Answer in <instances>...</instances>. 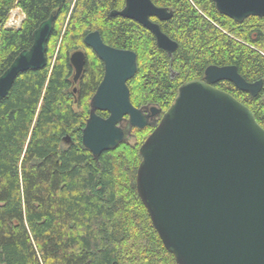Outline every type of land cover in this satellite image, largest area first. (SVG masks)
<instances>
[{"label": "trees", "instance_id": "obj_1", "mask_svg": "<svg viewBox=\"0 0 264 264\" xmlns=\"http://www.w3.org/2000/svg\"><path fill=\"white\" fill-rule=\"evenodd\" d=\"M153 2L174 13L164 22L152 18L179 43L173 57L143 25L111 16L126 0H0V76L56 13L47 67L22 73L0 101V264H179L138 191L140 149L155 127L134 129L98 159L82 142L105 74L85 38L99 31L108 45L135 51L132 103L166 112L180 87L204 79L212 65L236 66L248 82L264 81V18L239 23L214 0ZM15 9L25 15L19 28L7 26ZM78 50L87 62L75 84L70 58ZM216 87L249 107L264 128V87L257 97L229 81Z\"/></svg>", "mask_w": 264, "mask_h": 264}, {"label": "water", "instance_id": "obj_2", "mask_svg": "<svg viewBox=\"0 0 264 264\" xmlns=\"http://www.w3.org/2000/svg\"><path fill=\"white\" fill-rule=\"evenodd\" d=\"M214 3L220 13L239 23L264 18V0ZM173 15L153 0H126L124 9L111 13L143 25L170 57L179 43L152 18L164 22ZM55 20L53 13L35 30L32 47L0 76V101L22 73L47 67ZM85 44L103 61L105 75L92 97L82 142L98 159L129 140L134 129L155 127L140 149L138 191L178 263L264 264V128L249 107L216 87L229 81L257 97L264 81L248 82L236 66L212 65L204 79L180 87L166 112L156 106L137 108L128 85L138 72L137 53L108 45L99 31L90 32ZM70 60L78 83L86 54L75 51Z\"/></svg>", "mask_w": 264, "mask_h": 264}, {"label": "rangeland", "instance_id": "obj_3", "mask_svg": "<svg viewBox=\"0 0 264 264\" xmlns=\"http://www.w3.org/2000/svg\"><path fill=\"white\" fill-rule=\"evenodd\" d=\"M23 18H24V14L22 13V11L19 9H15L11 14V18H10L7 26L18 28L20 26L19 23H21V21H23ZM11 21L14 23V26L11 25V23H12Z\"/></svg>", "mask_w": 264, "mask_h": 264}, {"label": "flooded vegetation", "instance_id": "obj_4", "mask_svg": "<svg viewBox=\"0 0 264 264\" xmlns=\"http://www.w3.org/2000/svg\"><path fill=\"white\" fill-rule=\"evenodd\" d=\"M156 22V21H155ZM87 46V45H86ZM88 47V46H87ZM90 48V47H89ZM90 49H92V48H90ZM93 50V49H92ZM81 51H83V52H85V54H86V51H84V50H81ZM94 51V50H93ZM86 57H87V54H86ZM87 62V61H86ZM85 67H86V65H85ZM104 67H105V65H104ZM74 68V67H73ZM75 71V70H74ZM85 71V70H84ZM84 74V73H83ZM105 75V74H104ZM83 76V75H82ZM82 78V77H81ZM103 79H104V77H103ZM80 81H81V79H80ZM79 81V82H80ZM103 81V80H102ZM78 82V83H79ZM78 83H75V84H78ZM220 83V82H219ZM101 84V83H100ZM218 84V83H217ZM75 89H77V91H78V88H75ZM75 89H74V92H75ZM98 89V88H97ZM77 91L75 92V93H77ZM96 93V92H95Z\"/></svg>", "mask_w": 264, "mask_h": 264}, {"label": "built area", "instance_id": "obj_5", "mask_svg": "<svg viewBox=\"0 0 264 264\" xmlns=\"http://www.w3.org/2000/svg\"><path fill=\"white\" fill-rule=\"evenodd\" d=\"M11 22H12V21H11ZM11 25H13V26H14V23L12 22V23H11ZM19 25H20V23H19Z\"/></svg>", "mask_w": 264, "mask_h": 264}]
</instances>
